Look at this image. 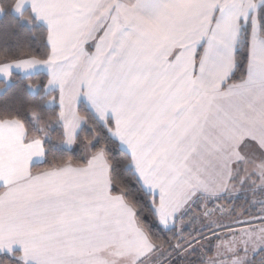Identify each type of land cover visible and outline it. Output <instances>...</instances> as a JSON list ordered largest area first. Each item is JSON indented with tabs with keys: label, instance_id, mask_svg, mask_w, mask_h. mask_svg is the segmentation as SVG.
<instances>
[{
	"label": "snow or ice",
	"instance_id": "obj_1",
	"mask_svg": "<svg viewBox=\"0 0 264 264\" xmlns=\"http://www.w3.org/2000/svg\"><path fill=\"white\" fill-rule=\"evenodd\" d=\"M0 38V264H264V0H0Z\"/></svg>",
	"mask_w": 264,
	"mask_h": 264
},
{
	"label": "rangeland",
	"instance_id": "obj_2",
	"mask_svg": "<svg viewBox=\"0 0 264 264\" xmlns=\"http://www.w3.org/2000/svg\"><path fill=\"white\" fill-rule=\"evenodd\" d=\"M225 199H220V200H212L211 202L208 203L209 208H214L217 206H222L224 208H229L232 209L234 208L236 210L237 215L241 219H248L250 217H258L260 213V205L258 203H253V201L259 200V197H253L250 192H248L246 189H241L235 188V191H233L231 194H228L224 197ZM239 200L240 203L236 204L235 202ZM195 207V206H194ZM203 211V207H195L194 210L191 211V214L188 216L182 217V220L179 219L177 222V235L178 236H185L189 237V233L192 235H196V233L193 231L194 228L199 227V224L193 225L190 223L191 215L199 214L200 212ZM243 213V215H240ZM172 225H170L171 227ZM233 227H239V225H233ZM183 229V231H181ZM219 231V230H218ZM205 235H210L207 230H204ZM190 238V237H189ZM214 243V241H213ZM202 244L204 248H207L208 241H202ZM198 252L197 256L200 254V245H197ZM208 255H212L211 252L208 253ZM173 257H176L175 254ZM172 257V258H173ZM181 259V257H180ZM191 259L195 260L196 256L191 257Z\"/></svg>",
	"mask_w": 264,
	"mask_h": 264
},
{
	"label": "trees",
	"instance_id": "obj_3",
	"mask_svg": "<svg viewBox=\"0 0 264 264\" xmlns=\"http://www.w3.org/2000/svg\"><path fill=\"white\" fill-rule=\"evenodd\" d=\"M3 38H0V43H2ZM8 42L9 44H14L15 41L13 38H8ZM244 69L241 68L239 69L234 77V80H239V78L241 77V75L243 74ZM225 198H223L224 200ZM149 198L147 196H144L141 198V204L144 206V221L146 223L147 226H149L150 230L156 234V238H158L161 241H167V242H175V236L173 235V232L167 231L165 229H163V226L159 225L157 221L154 220V217L150 214L149 208L150 205L148 203ZM199 203V202H197ZM236 204L240 203L239 200H237L235 202ZM197 206V204H195V207ZM194 207V208H195ZM177 221L175 226H171L174 228V232L175 234L177 233ZM176 236H178L176 234ZM173 264H176V261L180 260V257H173Z\"/></svg>",
	"mask_w": 264,
	"mask_h": 264
},
{
	"label": "crops",
	"instance_id": "obj_4",
	"mask_svg": "<svg viewBox=\"0 0 264 264\" xmlns=\"http://www.w3.org/2000/svg\"><path fill=\"white\" fill-rule=\"evenodd\" d=\"M236 187L239 188L240 185H239V184H236V185H235V188H236ZM240 188H241V187H240ZM232 192H233V191H232ZM232 192H231V193H232ZM231 193H227V194H225V196L228 195V194H231ZM194 206H195V204H193V205L191 206L192 210H194ZM178 220H179V219H178ZM178 220H177V221H178Z\"/></svg>",
	"mask_w": 264,
	"mask_h": 264
}]
</instances>
